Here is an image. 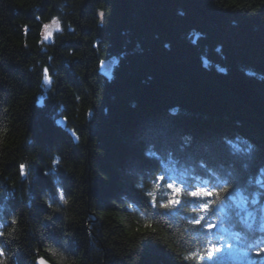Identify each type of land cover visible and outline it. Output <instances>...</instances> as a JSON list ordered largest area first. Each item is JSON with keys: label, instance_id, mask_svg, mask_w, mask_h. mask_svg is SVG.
I'll return each mask as SVG.
<instances>
[{"label": "trees", "instance_id": "1", "mask_svg": "<svg viewBox=\"0 0 264 264\" xmlns=\"http://www.w3.org/2000/svg\"><path fill=\"white\" fill-rule=\"evenodd\" d=\"M54 16L64 31L40 45ZM157 173L162 190L173 180L188 191L228 188L209 199L264 245L238 204L264 219V0H0V223L15 227L0 237L8 264L51 259L46 244L73 264H222L185 259L207 248L205 220L194 225L200 214L186 211L207 200L182 195L173 209L153 208L134 185L149 187ZM54 181L69 198L59 211L45 203H58ZM249 264H264V253Z\"/></svg>", "mask_w": 264, "mask_h": 264}, {"label": "clouds", "instance_id": "2", "mask_svg": "<svg viewBox=\"0 0 264 264\" xmlns=\"http://www.w3.org/2000/svg\"><path fill=\"white\" fill-rule=\"evenodd\" d=\"M39 19V17H37ZM70 31H75L74 27L69 25ZM64 29L62 27L61 20L58 16H54L51 18L49 22H45L42 25V30L40 32V45H46L47 42L53 41L54 33H63ZM25 45L27 46V42H25ZM42 51L45 49L42 48ZM71 54V50H70ZM49 60H51V57H49ZM43 82L45 85H51L52 82H50V79L48 77V68L47 66L44 67L43 71ZM80 97L77 96V100H79ZM90 115V113H89ZM6 131V129H5ZM31 143V141H29ZM61 162L60 155L56 154L54 155L51 163V172H55L57 170V165H59ZM26 165L25 163L20 164V175L23 178L25 176L23 167ZM45 175L49 174L48 170H45ZM164 175L157 173L155 176V179H152L149 181L150 186L145 188L144 183H138L135 184L134 187L137 189L143 190L144 195L148 198H150L151 206L153 208H156L157 206L162 209H173L177 205L181 204V196H190L191 193L195 190L197 192H202L203 189L199 186L195 187L194 190L188 191L184 188L183 185L177 184L175 180L172 182H169L163 186L162 190V184H161V178H163ZM56 188V192L58 193V203L53 204L50 199L45 198V203L48 205L49 208H52L54 211H59L61 205H68L69 204V198L66 197L64 189L60 186L59 181L53 182ZM167 189H170V191H167ZM160 195L161 200L159 204L157 205V197ZM163 197H166L164 199ZM128 208L130 212L137 213L141 218H144L145 220V228H151L152 227V221L149 217L145 215V212L142 211L138 206H136L133 203L128 204ZM187 212L190 213H197L200 211L199 207H189L186 209ZM12 224L13 226L16 224L15 218H12ZM5 225L3 223H0V237H12L15 227L9 229L7 232H5L4 229ZM44 251L49 253L51 256V259L46 258L43 254L37 255L35 257L36 264H53V261L55 264H73V261L71 260L70 256L67 254L66 251L58 250L56 248H53L51 245L46 244ZM37 252H39V249H37ZM0 264H8V258L5 253V248L3 244H0Z\"/></svg>", "mask_w": 264, "mask_h": 264}, {"label": "snow or ice", "instance_id": "3", "mask_svg": "<svg viewBox=\"0 0 264 264\" xmlns=\"http://www.w3.org/2000/svg\"><path fill=\"white\" fill-rule=\"evenodd\" d=\"M99 19L101 22H103L104 20V12L102 10L99 11ZM220 71L223 72L224 69L221 68ZM48 77L50 79V82H52V77L49 74V69H48ZM22 167H23L25 175H27V165H24ZM164 180H165V177L161 178L160 182H163ZM201 188L203 189L202 192H197L194 190L191 193V197L207 200V202H203L199 205L200 211H198L197 213L200 215L198 218L193 219L191 221V223L194 225H200L205 220L206 214L209 213L212 207L217 203L215 199H209V198L219 197L221 195V191L227 192L229 190L228 188H224L223 190L218 189V188H207V187H201ZM215 226L216 225L214 223H209L206 225V227L210 230L214 229ZM229 247H231V245H229ZM220 250L221 249L218 248L217 245L209 242L208 247L204 249L202 252L198 251V252L190 253L189 255L185 257V259H189V260L195 259V258L204 259L205 256L208 258H211L213 257L215 252L220 251ZM249 251L255 252L256 255H260L261 253H264V245H261L260 247H256L255 245H250Z\"/></svg>", "mask_w": 264, "mask_h": 264}, {"label": "rangeland", "instance_id": "4", "mask_svg": "<svg viewBox=\"0 0 264 264\" xmlns=\"http://www.w3.org/2000/svg\"><path fill=\"white\" fill-rule=\"evenodd\" d=\"M111 63H113V61Z\"/></svg>", "mask_w": 264, "mask_h": 264}]
</instances>
